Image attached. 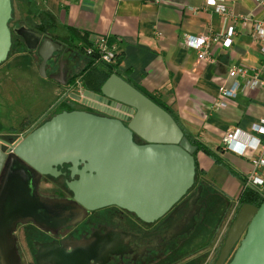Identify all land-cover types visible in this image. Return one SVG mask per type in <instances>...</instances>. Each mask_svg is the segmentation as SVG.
Masks as SVG:
<instances>
[{
  "label": "water",
  "instance_id": "water-1",
  "mask_svg": "<svg viewBox=\"0 0 264 264\" xmlns=\"http://www.w3.org/2000/svg\"><path fill=\"white\" fill-rule=\"evenodd\" d=\"M11 19V0H0V65L12 45ZM18 33L29 48L35 47L37 35L25 30ZM55 50L56 45L48 40L40 45V73L44 74ZM70 97L103 115L64 111L7 151L0 142V264H19L12 235L19 223L31 222L42 230L55 231L80 222L89 211L108 206L151 223L193 186L196 147L173 117L140 91L111 75L100 94L85 90ZM61 166H69L70 179L78 177L66 182L72 200L42 197L41 178L59 176L57 167ZM193 217L173 235L189 232ZM101 252V259H106L109 251ZM79 253L71 260L96 262L91 254L85 259ZM48 258L53 264H66L67 260L62 255ZM215 264H264V202L260 207H240Z\"/></svg>",
  "mask_w": 264,
  "mask_h": 264
},
{
  "label": "crops",
  "instance_id": "crops-1",
  "mask_svg": "<svg viewBox=\"0 0 264 264\" xmlns=\"http://www.w3.org/2000/svg\"><path fill=\"white\" fill-rule=\"evenodd\" d=\"M16 3L25 18L30 19L28 25L19 21L22 24L19 23L17 35L26 44L18 31L39 37L29 51H35V56L41 58L38 50L44 40L58 48L47 60L44 74L64 89L59 103L72 106V111L83 108L70 97L85 91L80 77L76 79V87L69 88L67 81L86 67L88 59L83 50L87 44L96 37L113 38L118 42L113 47L121 54L113 75L163 103L188 139L207 147L238 175L245 178L251 170L247 159L221 150V139L233 129L249 132L254 123L264 118V92L245 90L227 101L226 108L215 105L223 100L218 98L217 89L230 87L235 81L229 76L231 68L244 67L248 75L258 71L264 79L261 44L252 37L253 21H264V5L254 0H227L231 15L222 18L205 8L201 0H16ZM229 27L234 28L235 36L232 46L225 48L214 39ZM203 36L211 38L207 61H199L197 51L185 43L187 37ZM51 60L55 63H48ZM32 128L27 125L21 130L27 133ZM195 159L203 180L212 173L215 182L207 185L220 194L219 203L224 199L230 205L238 203L245 189L244 181L202 152Z\"/></svg>",
  "mask_w": 264,
  "mask_h": 264
},
{
  "label": "flooded vegetation",
  "instance_id": "flooded-vegetation-1",
  "mask_svg": "<svg viewBox=\"0 0 264 264\" xmlns=\"http://www.w3.org/2000/svg\"><path fill=\"white\" fill-rule=\"evenodd\" d=\"M80 111L98 116L103 115L97 109L87 106H83ZM52 117L50 116L43 123L34 126L27 133L29 134ZM10 140L11 138L0 139L3 151H7L11 145L17 142H10ZM136 141L139 144L143 143L139 139ZM68 168L69 166L57 167L60 175L55 178L50 176L41 178L39 189L44 180L50 179L66 190L67 195L62 192L64 195L61 196L60 191L58 192L60 195L50 199L72 200V194L67 190L66 182L77 180L78 177L74 176L73 179H70ZM203 182L206 181L203 180ZM198 189H200V193ZM202 194L203 185L197 184L195 174L193 186L187 193L161 218L151 223L144 222L134 213L117 206L89 211L80 222L55 231L42 230L31 222L19 223L12 233L19 256V264H53L48 257L60 255L66 257V264H75V262L78 264H152L156 261L162 262L171 250L182 249L197 229L202 215L206 212ZM229 208L230 204L225 201L221 205L215 204V211L222 214L219 215L222 220L220 223L218 222L216 233L221 231L229 214ZM192 214L194 221L189 232L174 236L173 233L180 229L179 225L186 222ZM102 243L106 246L103 247ZM106 250L109 252H106V259L102 260L101 251ZM78 252L85 259L86 255L91 254L95 257L96 262L93 259L88 261L71 260L73 256L76 258ZM210 260H205L203 264H208Z\"/></svg>",
  "mask_w": 264,
  "mask_h": 264
},
{
  "label": "rangeland",
  "instance_id": "rangeland-1",
  "mask_svg": "<svg viewBox=\"0 0 264 264\" xmlns=\"http://www.w3.org/2000/svg\"><path fill=\"white\" fill-rule=\"evenodd\" d=\"M11 1L12 21L14 23L21 21L28 25L30 19L25 18L24 11L19 10L16 0ZM11 25L15 29L18 26L13 23ZM21 43L25 51L31 50L27 45L28 42L26 44L21 39ZM35 54V51L31 55L15 53L0 65V139L11 138L10 142H15L24 138L28 133L26 130H21V127L38 126L50 118L53 109L64 95V89L57 82L50 79L46 73L44 75L39 72L41 58ZM48 63H55V61L51 60ZM211 175L205 178L206 183L213 181L214 178ZM60 191L61 196L67 195L63 186L50 179L44 180L39 189L40 195L45 198L58 196ZM239 209L237 203H232L219 233L206 240L200 247L191 249L190 253L182 248L181 253L168 264H203L209 259L211 260L208 264H214ZM191 245L193 246V243Z\"/></svg>",
  "mask_w": 264,
  "mask_h": 264
},
{
  "label": "built area",
  "instance_id": "built-area-1",
  "mask_svg": "<svg viewBox=\"0 0 264 264\" xmlns=\"http://www.w3.org/2000/svg\"><path fill=\"white\" fill-rule=\"evenodd\" d=\"M205 8H210L218 16L225 18L231 15L227 0H215V4H209L208 0H201ZM259 5H264V0H254ZM248 22L249 19H242ZM264 21H253L252 37L258 41L260 52L264 58ZM235 30L229 27L221 37L214 39L225 48H230L233 44ZM203 40V43L200 41ZM185 43L188 47L197 51L199 61L209 60L208 48L211 44L210 37H187ZM87 56H96L98 61L110 63L114 60L115 48L110 47L104 37H96L91 45L84 48ZM229 76L235 78L230 87L220 86L217 89L218 98L223 99L216 103V108H226L227 101L234 100L245 90H261L264 92V79L260 77V72L254 71L248 75L246 68L237 66L230 69ZM239 79V80H238ZM81 93V92H79ZM221 150L229 152L237 157L247 159L251 165V170L245 175L244 187L254 190L259 196H264V118L254 123L249 132L240 129H233L226 132L221 139ZM259 180L261 183H258Z\"/></svg>",
  "mask_w": 264,
  "mask_h": 264
},
{
  "label": "trees",
  "instance_id": "trees-1",
  "mask_svg": "<svg viewBox=\"0 0 264 264\" xmlns=\"http://www.w3.org/2000/svg\"><path fill=\"white\" fill-rule=\"evenodd\" d=\"M16 24L19 27V23H14V21H12V19L9 22V28H10V32H11V41H12V45H11V49L8 55V58L10 56H12L15 53H28V55H31L32 52L30 51H25L24 46L21 43V39L20 37L16 34V29L14 27H12L11 24ZM106 42L108 43V45L110 47H113L114 45H118V42L115 41L113 38H106ZM91 45L90 43L86 45L89 46ZM84 53V50H83ZM82 53V54H83ZM84 57H86L88 59V63L86 65V67L77 75H72L71 77H69L68 81H67V86L69 88L72 87H76V79L80 77V81L82 82L81 86L84 90L95 93V94H100V90L101 87L103 86V84L108 80V78L113 75L116 74L115 71V66L116 64L120 61L121 59V54L120 51L115 50V55H114V60L110 63H105L102 61H98L96 56H87L85 53L83 54ZM143 95H145L147 98H149L151 101H153L157 106H159L160 108H162L163 110H165L167 113L170 112V110L163 104L161 103L159 100H157L156 98L148 95L147 93H145L144 91H140ZM67 101H71L70 98L68 96H66ZM73 108L72 106H69L67 103L61 101L57 107L53 110L51 116L57 115L59 113H62L64 111L66 112H70L72 111ZM189 142L196 147V152L194 157L196 156V154L198 152H202L204 155H206L207 157H209L215 164L217 165H223L224 167L228 168L229 173L232 176H235L237 178H239L242 182L245 180L244 177H241L240 175H238L233 169L229 168L225 163H223V161L216 155L214 154L212 151H210L207 147H205L204 145H202L201 143H199L198 141H196L195 139H188ZM195 166H196V182L199 185H203V202L204 205L206 207V212H204L203 216L201 217V220L199 222V225L197 227V229L195 230V232L192 234V236L189 238V240L187 241V243L184 244L183 249H186L187 252H191V249H195L197 247H200L202 245V243H204L206 240H208L210 237H213L215 232H217L218 229V224L221 222L222 219L219 218V215L221 216V213H217L214 209V206L216 203H219V201L217 199H214L213 197L217 198L220 197V194H217L212 188H210L207 183L203 182L202 179V175L203 173L198 169V165L195 159ZM222 200V199H221ZM225 202H228L227 199H224ZM223 201V200H222ZM264 202V198L259 196L254 190L250 189V188H245L242 190V192L240 193L239 197H238V207H241L244 204H249V205H253L255 207H260V205ZM230 204V202H228ZM219 205H221L219 203ZM209 218H206V217ZM215 217H218V221L216 220ZM213 218V219H210ZM219 222V223H218ZM212 223V225L214 224V226H209V224ZM209 228H212L211 231H208ZM208 234V235H206ZM193 243V246L191 245ZM196 244V245H194ZM197 246V247H196ZM180 248H175L173 250H171L166 256L165 259L161 262V261H156L153 262L152 264H168L169 262H171L172 260H174L180 253L181 250Z\"/></svg>",
  "mask_w": 264,
  "mask_h": 264
},
{
  "label": "clouds",
  "instance_id": "clouds-1",
  "mask_svg": "<svg viewBox=\"0 0 264 264\" xmlns=\"http://www.w3.org/2000/svg\"><path fill=\"white\" fill-rule=\"evenodd\" d=\"M209 4H215V0H208ZM261 35H264V31H261ZM201 43H203V40L200 41ZM258 183H261L259 180H257Z\"/></svg>",
  "mask_w": 264,
  "mask_h": 264
}]
</instances>
